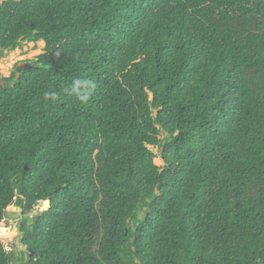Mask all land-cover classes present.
Listing matches in <instances>:
<instances>
[{
    "label": "trees",
    "instance_id": "16d2710c",
    "mask_svg": "<svg viewBox=\"0 0 264 264\" xmlns=\"http://www.w3.org/2000/svg\"><path fill=\"white\" fill-rule=\"evenodd\" d=\"M23 42L0 223L47 203L30 264H264V0H0V58Z\"/></svg>",
    "mask_w": 264,
    "mask_h": 264
},
{
    "label": "rangeland",
    "instance_id": "374dc122",
    "mask_svg": "<svg viewBox=\"0 0 264 264\" xmlns=\"http://www.w3.org/2000/svg\"><path fill=\"white\" fill-rule=\"evenodd\" d=\"M22 48L17 49L13 52H9L5 58H0V84L2 83L1 78H9L10 75L17 70L18 67H23L27 65L30 61L34 60L37 56L42 54L44 44L39 42L37 44H29L26 42L22 43ZM153 152L156 154V158L154 160V164L157 167H162V161L160 159V152L158 149H152ZM48 209L42 205H35L31 207L27 211L28 219H33L35 216L45 212ZM11 215H15V210L8 209L7 211ZM21 217L23 213L20 214ZM25 215V214H24ZM18 216V220L21 218ZM16 226L14 225V221L10 219V221H3L0 223V240L1 243L7 248V250L11 251L13 255L20 256V253L23 252L21 249L25 250V247L21 244L23 241V234L22 235H14V230ZM22 258V255L20 256ZM20 258V259H21Z\"/></svg>",
    "mask_w": 264,
    "mask_h": 264
},
{
    "label": "flooded vegetation",
    "instance_id": "af4514ba",
    "mask_svg": "<svg viewBox=\"0 0 264 264\" xmlns=\"http://www.w3.org/2000/svg\"><path fill=\"white\" fill-rule=\"evenodd\" d=\"M13 209H15L16 210V212H15V215H11V214H9L8 212H7V214H9V215H11L12 216V218H11V220H13L14 221V225L16 226V232H17V234L16 235H24V233L21 231V229L24 227V224H23V222L26 220V217H28V213H27V210H25V209H21L22 210V212L21 213H23V215H22V217H21V213H18L17 212V209H19V208H17V207H12ZM11 208V209H12ZM6 214V215H7ZM25 214V215H24ZM18 216H20L21 218L18 220ZM7 218V217H6ZM6 221H10V219L9 218H7V220ZM23 242L21 243L22 245H23V247H25V251H23V255H22V260H20V256H17L16 257V259H15V264H30V262L32 261V257L34 256V255H30V252H32L31 250H29L25 245H24V237H23V240H22ZM20 260V261H19Z\"/></svg>",
    "mask_w": 264,
    "mask_h": 264
},
{
    "label": "water",
    "instance_id": "95a60500",
    "mask_svg": "<svg viewBox=\"0 0 264 264\" xmlns=\"http://www.w3.org/2000/svg\"><path fill=\"white\" fill-rule=\"evenodd\" d=\"M27 68H28L27 65H25V66H23V67H18L17 70H16V72H17V74H19V73L22 71V69H27ZM1 81H2V80H1ZM48 206H49V204H48ZM14 210H15V209H14ZM15 211H16V210H15ZM17 212H18V213H21L22 210L19 208V209H17ZM6 217L9 218V219L12 218V216L9 215V214H7ZM16 234H17V232H16V230H14V235H16ZM28 237H30V235H28ZM21 251H25V250H24V249H21ZM30 255H33V253L30 252Z\"/></svg>",
    "mask_w": 264,
    "mask_h": 264
},
{
    "label": "bare ground",
    "instance_id": "6f19581e",
    "mask_svg": "<svg viewBox=\"0 0 264 264\" xmlns=\"http://www.w3.org/2000/svg\"><path fill=\"white\" fill-rule=\"evenodd\" d=\"M43 206L46 208L47 207V203H44Z\"/></svg>",
    "mask_w": 264,
    "mask_h": 264
}]
</instances>
